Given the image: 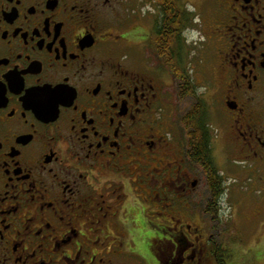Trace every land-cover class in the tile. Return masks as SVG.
<instances>
[{
  "label": "flooded vegetation",
  "instance_id": "flooded-vegetation-1",
  "mask_svg": "<svg viewBox=\"0 0 264 264\" xmlns=\"http://www.w3.org/2000/svg\"><path fill=\"white\" fill-rule=\"evenodd\" d=\"M0 264H264V0H0Z\"/></svg>",
  "mask_w": 264,
  "mask_h": 264
},
{
  "label": "rangeland",
  "instance_id": "rangeland-1",
  "mask_svg": "<svg viewBox=\"0 0 264 264\" xmlns=\"http://www.w3.org/2000/svg\"><path fill=\"white\" fill-rule=\"evenodd\" d=\"M193 1L196 4L200 2V0H193ZM192 32L195 34V36L198 33L197 29L192 30ZM195 52L196 51L194 52L190 51L189 53V56H191V60L195 68V70L193 71L194 72L193 74L199 77L207 76V73L205 72V66L203 67L201 66L203 63L198 64L196 62H193L195 59V55H194ZM194 176L198 178V186H197L198 189L194 192V195L192 196L193 198L192 209L198 212L202 208L201 203H202V198H203V193H204V179L202 178L201 180L200 174L196 172L194 173ZM237 195L240 196V194H237ZM244 195L242 194V196L239 197V199H241L242 202L241 204L238 205V211H243L244 215L252 214L253 213V208H252L253 203L251 202V200H248V198H246L247 196L244 197ZM236 198H237L236 196L235 198L232 197L231 200L235 201ZM222 205H227L225 206V209H223L225 216L223 217L222 221L217 219V215L218 217L220 215H223L221 210L219 212H216L215 214L211 212L207 216V224L208 226L211 227L210 232H212L215 236H217V234L220 232L218 235L220 237L222 236L226 237L227 240L230 238L236 237L234 239L236 240L238 239V241L236 242L235 247L238 252L241 250L243 251L244 249H248L250 245L254 242L253 238L258 233L256 223L247 222L244 216L240 218L239 212L234 217L230 216V212L228 210V203L224 201L222 202ZM221 207L224 208L223 206ZM235 223L237 224L238 228H235L236 227ZM247 257H248V254H247Z\"/></svg>",
  "mask_w": 264,
  "mask_h": 264
},
{
  "label": "trees",
  "instance_id": "trees-1",
  "mask_svg": "<svg viewBox=\"0 0 264 264\" xmlns=\"http://www.w3.org/2000/svg\"><path fill=\"white\" fill-rule=\"evenodd\" d=\"M203 147V143H200V148ZM202 149V148H201ZM210 152V151H209ZM210 161V160H209ZM213 174V173H212ZM220 188V187H218ZM221 189H219L218 191H220Z\"/></svg>",
  "mask_w": 264,
  "mask_h": 264
}]
</instances>
